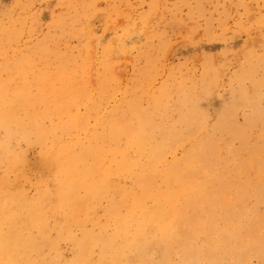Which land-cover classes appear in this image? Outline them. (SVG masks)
Instances as JSON below:
<instances>
[{"label": "rangeland", "instance_id": "1", "mask_svg": "<svg viewBox=\"0 0 264 264\" xmlns=\"http://www.w3.org/2000/svg\"><path fill=\"white\" fill-rule=\"evenodd\" d=\"M119 37L126 39L123 48L114 41ZM263 58L264 0H0V122L7 127L10 122L27 137L16 140V133L0 127L4 155L9 151L15 157L16 172L9 175L33 197L45 183L56 181L55 168L45 162L44 146L34 140L35 133H42L48 143L55 134L77 143L90 141L91 133H103L102 141V136L93 140L88 156L94 162V179L108 168L109 185L118 189L108 196L116 194L119 200L117 192L124 189L116 214L110 212L108 196L96 199L75 222L63 221L62 213H49L46 236L56 242L59 254L50 263L71 264L74 243L84 239L81 264H264V196L255 191L256 184H264ZM254 106H261V117L253 116ZM137 115L150 121L151 143L168 144L163 161L150 173L143 168L150 165L147 148L151 151L153 144L143 149L130 144L127 135L116 138L108 133L113 124L122 132L131 130ZM72 124L76 128L69 130ZM161 128L179 132L178 137L163 135ZM237 131L242 133L237 136ZM70 133L80 137L71 139ZM26 140H33L32 146ZM121 149L134 162L132 175L144 173L155 180L142 187L143 192L131 177L118 173ZM99 156L105 158L104 165ZM0 163V176H8ZM211 187L215 193L221 191L218 196L228 213L215 210ZM160 206L164 223L149 222ZM173 215L178 217L165 232V221ZM57 221L63 223L62 231ZM251 227L260 235L251 234ZM103 248L109 251L103 253Z\"/></svg>", "mask_w": 264, "mask_h": 264}, {"label": "bare ground", "instance_id": "2", "mask_svg": "<svg viewBox=\"0 0 264 264\" xmlns=\"http://www.w3.org/2000/svg\"><path fill=\"white\" fill-rule=\"evenodd\" d=\"M243 2V1H242ZM160 3V2H159ZM241 4V3H240ZM245 4V3H244ZM157 5V4H156ZM155 7V6H154ZM97 40H100L97 39ZM119 42V46L121 48H123L126 44V39L125 37H119V38H116V40L114 39V41H117ZM135 40V39H134ZM132 42V41H131ZM226 42V41H225ZM133 43V42H132ZM117 44V43H116ZM131 44V43H130ZM234 44V43H233ZM117 46V45H116ZM117 53V52H116ZM252 58H250L251 60ZM264 59V58H263ZM248 62V60H247ZM251 64V62H250ZM245 75H248V74H245ZM251 75V74H250ZM252 76V75H251ZM253 77V76H252ZM245 80L246 76L243 77ZM248 78V77H247ZM250 78V77H249ZM252 80V79H251ZM249 79V81H251ZM255 81V80H254ZM260 81V79H259ZM258 81V82H259ZM257 82V79L256 81ZM257 82V83H258ZM262 82V81H261ZM260 82V83H261ZM259 83V84H260ZM263 83V82H262ZM253 84V83H252ZM256 84V83H255ZM254 84V85H255ZM264 84H262V88ZM240 86V85H239ZM258 86V85H257ZM256 86V87H257ZM242 87V86H241ZM255 87V88H256ZM260 87V85H259ZM244 89H246L244 87ZM240 90L243 91V89L241 88ZM241 92V91H240ZM242 93V92H241ZM239 93V95L241 94ZM245 93H248L247 91ZM258 93V91H257ZM242 97L243 94H241ZM248 96V95H247ZM256 96V95H255ZM254 96V97H255ZM260 96V95H259ZM249 97V96H248ZM257 98H260V97H257ZM182 99V98H180ZM186 99V98H184ZM183 99V100H184ZM243 99V98H242ZM249 99H251L249 97ZM256 99V98H255ZM254 99V100H255ZM253 100V101H254ZM180 101V100H179ZM186 101V100H184ZM241 101V100H240ZM244 102L242 103H245V98L243 100ZM258 101V100H257ZM256 101V103H257ZM259 102V101H258ZM250 103V102H249ZM183 104V103H181ZM180 105V104H179ZM245 105V104H244ZM248 103H247V106L248 107ZM255 105V104H254ZM252 106V105H250ZM249 106V107H250ZM261 108V106H259ZM257 107V106H254L253 107V116L254 117H261L263 115V111H261V109ZM157 108V106H156ZM263 108V107H262ZM231 109V108H230ZM251 109V108H250ZM234 111V109H232ZM198 111V110H197ZM232 111V112H233ZM235 112V111H234ZM199 112H197L198 114ZM229 113V111H228ZM11 113L8 112V116L10 115ZM159 114H160V111H159ZM187 114V113H186ZM226 114V113H225ZM233 114V113H232ZM237 114V113H236ZM250 114V113H249ZM146 115V113H145ZM144 115V116H145ZM144 116L142 117L141 115H137V119H138V122H137V125L136 126H132L131 130L127 131V132H122L121 129L122 127L118 126V124H113V126L111 127V129L108 131L109 135L111 137H116V138H121L123 137V135H127L129 141H130V144H135L136 146H139L141 148H145V145L150 142L151 143V139H150V134H148V131L147 129L151 126L150 124V121L149 120H146V118L144 119ZM147 116H148V113H147ZM146 116V117H147ZM163 116V114H162ZM225 116V115H223ZM228 116V114H227ZM248 116V115H247ZM245 116V117H247ZM161 117V115H160ZM244 117V119H245ZM150 118V116H149ZM248 118V117H247ZM259 119V118H258ZM179 120V119H178ZM250 122L251 121H254L253 118H250L249 119ZM261 120V118L259 119ZM231 121V120H230ZM233 121H235V119H233ZM177 122V121H176ZM175 122V123H176ZM236 122V121H235ZM257 122V121H256ZM255 122V123H256ZM2 122H0L1 124ZM244 123H248V122H244ZM243 123V124H244ZM177 124V123H176ZM250 124V123H249ZM254 124V123H253ZM193 125V124H192ZM3 127L4 130H8V133L11 131V132H14L17 134V138L16 140L20 139L21 137L23 138H27L26 135H22L24 132L21 131L19 129V131H17L16 128L12 127L10 125V122H8V127L6 124H1L0 127ZM156 126V125H155ZM172 126V125H171ZM178 126V125H177ZM190 126V125H189ZM222 126V125H220ZM243 126V125H242ZM253 126V125H252ZM251 126V127H252ZM148 127V128H147ZM157 128L155 129H158V126H156ZM238 127V126H237ZM244 127V126H243ZM73 128H76V125L75 124H72L68 127L69 130L73 129ZM173 128H174V124H173ZM179 128V126H178ZM239 128V127H238ZM242 128V127H241ZM240 128V130H241ZM249 128V127H246V129ZM162 129V128H161ZM176 129V128H174ZM184 129V128H183ZM245 131H247L245 128H243ZM84 130H87L86 128ZM171 130H173L171 128ZM235 130V129H234ZM152 131V130H151ZM160 131V130H159ZM166 131V129H165ZM168 131V129H167ZM2 132V131H1ZM172 132V133H165L164 130L162 129L161 130V133L163 135H166L167 137H171V138H175V137H178V133L179 132ZM181 133V132H180ZM242 133V131H237V136H239L240 134ZM185 134V133H184ZM9 135V134H8ZM15 135V134H13ZM187 135V134H186ZM185 135V136H186ZM246 135V134H245ZM99 136H102V138L100 139L102 141V139L104 138V135L103 133H101L100 135L97 134V133H91L90 135V138L91 140L90 141H87V142H77V143H70V142H67L64 140L63 136L61 134H55L51 140L50 143L47 142V139L46 137L42 134V133H35L33 135L34 137V140L37 142V143H41L43 146H44V157H45V162L49 165H51L52 167L54 166L55 168V179L56 181L53 182L52 185L48 186L47 183H45L46 185H44L42 187L41 190L37 191L36 195L33 196V197H30L28 196L24 190L20 187H18L16 184V179L15 177H11V175H9L11 172L14 171V168L16 167V164H15V157L13 155H11L8 151V155H4V144L2 142H0V161L5 165V168L3 169H6L8 171V176H5V174L1 175L0 176V264H51V260H55L56 257H57V245H56V242H54L53 240H50L47 234V228H46V219L47 217L49 216V213H54L56 215V213H62L64 214V217H63V221H64V218L66 219H70L71 222L72 221H78V215L81 213V212H84V214L86 212H88L89 208L92 207V203L96 200V199H99L100 197H107L108 196V193L110 192V190H118L116 189V187L114 186H110L109 184L111 183L110 182V178L108 179V176L111 177L109 171H106L108 170L107 169H104L105 173L103 172V175L101 178H96L94 179V170H95V166H94V162H93V159L89 160L88 156H92L90 154L93 153V140L96 141L99 139ZM106 136H107V133H106ZM182 135H180L179 137H181ZM242 136V135H241ZM69 138H79L78 136H76L75 133H70L68 135ZM110 137V138H111ZM236 137V136H235ZM110 140L109 136L106 137V140L108 139ZM154 138V137H152ZM70 139V141H71ZM123 139V138H122ZM239 139V137H238ZM6 140V139H5ZM156 140V139H155ZM154 140V141H155ZM244 141V139H241ZM27 142L31 143L33 142V140H26ZM104 141V140H103ZM116 141V140H115ZM121 141V140H120ZM210 141V140H209ZM212 141V140H211ZM247 141V140H246ZM125 142V140H124ZM95 143V142H94ZM117 143V141H116ZM119 143V142H118ZM121 143V142H120ZM175 143V142H174ZM180 143V142H179ZM115 144V143H114ZM129 144V145H130ZM153 144L152 147H149V148H152L151 151L148 150L147 148V151H149L150 153L148 154L149 156V162H150V165L149 167H144L143 170L146 171L147 173H150L152 172V167L156 164V163H159V162H162L163 161V155H164V152L166 151L165 150V147L168 146V144H164V142H153L151 143ZM20 145V144H19ZM102 145V143H101ZM128 145V146H129ZM134 145V146H135ZM150 145V144H149ZM170 145V144H169ZM178 145V144H177ZM206 144H204V147H207L205 146ZM28 146V145H27ZM31 146H32V143H31ZM103 146V145H102ZM115 146H117L115 144ZM135 146V147H136ZM173 149V143L170 145ZM175 146V145H174ZM107 147V145H106ZM258 147V146H257ZM116 148V147H115ZM143 148V149H144ZM168 148V147H167ZM166 148V149H167ZM176 148V147H175ZM120 149V148H119ZM130 149V148H129ZM139 148H137L138 150ZM208 149V147H207ZM252 149V148H251ZM114 150V149H113ZM141 150V149H140ZM97 151V150H96ZM104 153L103 155L105 154V150H103ZM116 151V150H114ZM121 155H122V160L121 162L118 164V173L120 174V176H129V178L131 177V179H133L138 185L139 187L141 188V192L142 191V187L144 189H146V186L148 187L149 185L151 186L152 182L154 183L155 180L151 181V177L148 178L147 176L144 175V173H142V176L140 177V175L138 176H134L132 175V172L130 171V168H131V164L134 165V162L132 160L133 163H130L128 161V158L126 156V151L121 149V150H118ZM129 152V150H127ZM145 151V150H144ZM95 152V151H94ZM209 152V150L207 151V153ZM107 153V152H106ZM139 153V152H138ZM19 154V153H18ZM112 154V153H111ZM110 154V155H111ZM131 154V153H130ZM101 155V154H99ZM213 155V154H212ZM106 156V155H104ZM143 156V154L141 155ZM188 156L191 157V154L188 153ZM109 157V155L107 156ZM112 157V156H111ZM135 157V155L133 156ZM139 156H137V159ZM146 157H147V154H146ZM145 157V158H146ZM168 157V156H167ZM208 157V156H207ZM100 158V160L104 157H98ZM113 158V157H112ZM118 158V156H117ZM105 159V158H104ZM104 159H102L101 161H103ZM130 159V158H129ZM132 159V158H131ZM136 159L135 162H138ZM191 159V158H190ZM99 160V161H100ZM109 160V159H108ZM107 160V162H108ZM113 160H116L113 158ZM112 160V161H113ZM143 160V159H142ZM100 161V162H101ZM145 161V160H144ZM144 161H141V163H143ZM98 162V161H97ZM99 162V163H100ZM106 162V161H105ZM110 162V161H109ZM108 162V164H109ZM116 162V161H115ZM148 162V164H149ZM173 162V161H172ZM18 163V162H17ZM166 163V162H165ZM185 164V162H183ZM182 163V164H183ZM1 164V163H0ZM19 164V163H18ZM22 164V163H21ZM95 164H96V161H95ZM101 164V163H100ZM112 164V162H111ZM167 164V163H166ZM179 164V163H178ZM103 165H104V161H103ZM140 165V164H139ZM142 165V164H141ZM144 165V164H143ZM142 165V166H143ZM147 165V164H146ZM163 165V164H162ZM171 164H169L168 166L170 167ZM175 166V164H173ZM172 165V166H173ZM186 165V164H185ZM255 165V164H254ZM101 166V165H100ZM106 166V165H105ZM112 166V165H111ZM141 166V168H142ZM167 166V167H168ZM179 167V165H177ZM102 167V166H101ZM113 167V166H112ZM176 167V168H178ZM111 167L109 166V169ZM157 168V167H156ZM155 168V169H156ZM175 168V169H176ZM181 168V167H180ZM53 169V168H52ZM132 169V168H131ZM134 169V167H133ZM139 169V168H138ZM158 169V168H157ZM171 170L173 169L170 168ZM5 170V173L7 174V171ZM21 170V169H20ZM25 170V169H24ZM23 170V171H24ZM49 170V169H48ZM142 171V170H141ZM167 171V169H166ZM175 171V170H174ZM177 171V170H176ZM16 172V171H14ZM49 172V171H48ZM52 172V173H53ZM139 172V171H138ZM137 172V173H138ZM172 171H170L171 173ZM140 173V174H141ZM174 173V172H173ZM114 174V173H113ZM112 174V175H113ZM116 174V173H115ZM167 174V173H166ZM176 174V173H175ZM17 175V174H16ZM21 175V174H19ZM51 175V174H50ZM154 175V174H153ZM211 175V174H210ZM213 176L217 177V172H215L214 174H212ZM145 176V178H144ZM167 176V175H166ZM170 176H173V175H170ZM163 177V176H162ZM162 177H159L162 179ZM178 177V176H177ZM177 177H176V180H177ZM51 178V177H50ZM143 178V182L140 180ZM154 178V177H153ZM152 178V179H153ZM166 178V177H164ZM169 178V177H168ZM173 178V177H172ZM193 178V177H192ZM160 179V180H161ZM54 180V179H53ZM157 180V178H156ZM165 180V179H164ZM162 181L163 183H165V181ZM111 181H114V180H111ZM170 181V180H169ZM168 181V182H169ZM178 181V180H177ZM166 182H167V179H166ZM167 182V183H168ZM174 182H176L174 180ZM205 182V181H204ZM259 182V181H258ZM49 183V182H48ZM133 183V181H132ZM131 183V184H132ZM172 183V181H171ZM184 184V182H182ZM203 183V182H202ZM114 184V183H113ZM130 184V185H131ZM207 184V182H206ZM256 184V182L254 183ZM260 184H263L262 182H260ZM259 183L256 184V189L255 191L257 192L258 191V194L260 195L261 194V197L264 196V186L260 185ZM121 185V184H120ZM146 185V186H145ZM168 185V184H166ZM165 185V186H166ZM203 185V184H202ZM201 185V186H202ZM249 188V190L251 189V185L250 183L247 184ZM258 185L260 187H258ZM264 185V184H263ZM132 186V185H131ZM154 188L155 186L152 185ZM169 186V185H168ZM205 186V185H203ZM214 186V185H213ZM212 186V187H213ZM217 185H215L213 188H215ZM123 187V186H122ZM121 187V188H122ZM133 187V186H132ZM135 187V185H134ZM138 187V186H137ZM170 187L171 184H170ZM211 187V188H212ZM246 187V185H245ZM118 188V187H117ZM212 188V190H213ZM123 189V188H122ZM120 189V190H122ZM135 189V188H134ZM152 189V187H151ZM151 189H150V192H151ZM170 189H173L170 188ZM206 189V188H205ZM204 189V190H205ZM217 188H215L216 190ZM117 192L119 195H120V199L119 200H116L113 195H109L108 196V201L111 205V208H110V212L112 214H116V211L119 209V205L120 203L122 202L123 198H124V195L121 194V192ZM124 190V189H123ZM244 189H242L241 191H243ZM248 190V191H249ZM139 191V190H137ZM154 191V190H153ZM152 191V192H153ZM245 192L247 191L246 188L244 190ZM247 191V192H248ZM251 191V190H250ZM113 192V191H112ZM126 192V191H125ZM136 192V190H135ZM134 192V193H135ZM152 192H151V196H152ZM170 192V191H169ZM214 192V190H213ZM221 191L215 193L214 192V196H210L211 198L213 197V200H214V205H215V210L218 211L220 214L224 213L226 214V212L228 213V209H225V212L223 210V203L221 204V199L220 197L221 196H218ZM244 192V193H245ZM256 192L253 193L256 194ZM123 193V192H122ZM212 193V192H211ZM219 193V194H218ZM242 193V192H241ZM252 193V192H251ZM142 194V193H141ZM141 194H140V197H141ZM240 194V193H239ZM246 194V193H245ZM243 194V197L244 195ZM249 194V193H248ZM118 195V196H119ZM148 195V193H147ZM146 195V196H147ZM164 195V194H163ZM213 195V194H211ZM258 195V196H259ZM145 196V195H142V197ZM150 196V195H148ZM150 196V197H151ZM237 196V195H236ZM246 196V195H245ZM248 196V195H247ZM251 196V195H250ZM252 196H255V195H252ZM134 197V196H133ZM157 197V195H156ZM155 197V198H156ZM249 197V196H248ZM256 197V196H255ZM131 198V197H130ZM138 198V196H137ZM222 198V197H221ZM242 198V197H241ZM254 198V197H253ZM258 198V197H257ZM104 199V198H102ZM132 199V198H131ZM135 199V198H133ZM146 199V198H145ZM144 199V200H145ZM151 199V198H150ZM205 199V198H204ZM232 199V198H231ZM235 199H238V198H235ZM100 200V199H99ZM162 200V199H161ZM210 201L209 202H212L211 199H209ZM222 200H224L222 198ZM106 201V199H105ZM131 201V200H130ZM231 201V200H230ZM230 201H227V202H230ZM261 201V200H259ZM264 201V200H263ZM261 201V202H263ZM107 202V201H106ZM146 202V200H145ZM241 202L242 200H240V203L239 205H241ZM103 203V202H102ZM108 203V204H109ZM132 203V202H130ZM144 203V202H143ZM233 203V202H232ZM142 203H140L141 205ZM159 204V203H158ZM106 205V204H105ZM137 205V204H136ZM222 205V206H221ZM228 205H231L230 203H228ZM245 204H243V206H245ZM138 206V205H137ZM242 206V205H241ZM106 207V206H105ZM166 207V206H165ZM225 207V206H224ZM230 207V206H228ZM142 208V207H141ZM180 208V207H179ZM137 209V208H136ZM135 209V210H136ZM213 209V208H212ZM240 209V208H239ZM243 209V207H242ZM123 210V208H122ZM162 210H163V207L160 206L158 208V210L156 211H152V217L151 219L149 220L152 221V222H156V221H161L162 223H164L163 221V214H162ZM230 210V209H229ZM119 211V210H118ZM144 211V210H143ZM143 211H142V214H143ZM171 211V210H169ZM240 214L239 215H242L241 214V209L239 210ZM243 211V210H242ZM248 212V209L246 208L245 206V211L244 212ZM137 212V211H135ZM231 212V211H230ZM170 213V212H169ZM139 214V213H138ZM141 214V215H142ZM145 214V213H144ZM246 214V213H245ZM135 215V214H134ZM133 215V216H134ZM227 215H231V214H227ZM233 215V214H232ZM138 217V215H136ZM143 216V215H142ZM226 216V215H225ZM228 216V217H229ZM91 217V216H90ZM131 217V216H130ZM178 216L176 215H173L172 218L168 221H165L167 223V226L165 228H163V230L165 232H167L169 230V228H172L173 226V223H174V218H176ZM224 217V216H223ZM118 218V216H117ZM116 218V219H117ZM132 218V217H131ZM134 218V217H133ZM144 218V217H143ZM227 218V217H226ZM233 218V217H231ZM231 218H228V219H231ZM235 218V217H234ZM237 218L239 219L240 216ZM264 218V217H263ZM103 219V218H102ZM120 219V218H119ZM140 219V217H139ZM109 220V219H108ZM122 220V219H121ZM120 220V221H121ZM136 220V219H135ZM208 220V219H207ZM214 220V219H213ZM232 220V219H231ZM263 220V219H261ZM112 221V219H111ZM117 221V220H116ZM148 221V220H147ZM244 223H245V219L243 220ZM242 221V222H243ZM264 221V220H263ZM144 222V221H143ZM208 222V221H207ZM210 222V221H209ZM214 222V221H213ZM230 222V221H229ZM241 222V223H242ZM58 224H60L61 222L57 221ZM109 223V221H108ZM111 223V222H110ZM109 223V224H110ZM240 223V224H241ZM115 224V223H114ZM123 224V223H122ZM138 224V223H137ZM146 225V221L144 223ZM142 223V225H144ZM247 224V223H245ZM244 224V225H245ZM100 225V224H99ZM111 225V224H110ZM116 225V224H115ZM118 225V224H117ZM116 225V226H117ZM141 225V223H140ZM152 225H156L155 223H152ZM61 231L62 229L64 228V225L63 223H61V225H59ZM106 226V224L104 225ZM103 226V227H104ZM114 226V225H113ZM119 226V225H118ZM236 226V224H235ZM257 226V225H256ZM256 226L254 228H256ZM82 227V226H81ZM97 227V226H96ZM120 227V226H119ZM124 227V226H123ZM122 227V228H123ZM147 227L148 228V223H147V226H144V228ZM157 227V226H156ZM233 227V226H232ZM244 227V226H243ZM242 227V228H243ZM71 228V227H70ZM85 228V227H84ZM106 228V227H105ZM104 228V229H105ZM113 228V227H112ZM133 228V226H132ZM144 228H141V229H144ZM155 228V227H154ZM234 228V227H233ZM253 227H251L252 229ZM59 229V230H60ZM83 229V228H82ZM81 229V230H82ZM98 229V228H97ZM102 229V228H101ZM103 229V230H104ZM110 229V227H109ZM117 229V228H116ZM121 229V228H120ZM139 229V228H138ZM140 229V230H141ZM244 229V228H243ZM248 229V227H247ZM250 229V228H249ZM68 230V229H67ZM111 230V229H110ZM135 230V229H134ZM133 230V231H134ZM65 231V230H64ZM72 231V229H71ZM99 231V230H98ZM118 231V230H117ZM131 231V230H130ZM132 231V232H133ZM142 231V230H141ZM144 231V230H143ZM157 231V230H156ZM245 231V230H244ZM242 231V233L244 232ZM247 231V230H246ZM245 231V232H246ZM254 231V232H253ZM101 232V231H100ZM241 233V231H239ZM258 232V229L254 230L252 229V233L251 234H255ZM55 233V232H54ZM69 233V232H68ZM67 233V234H68ZM85 233V232H84ZM84 233L82 235H84ZM115 233V232H113ZM140 233V232H139ZM248 233V232H246ZM260 233V232H259ZM257 233V235L259 234ZM103 234V233H101ZM116 234V233H115ZM121 234V232H120ZM245 234V233H244ZM243 234V236H244ZM249 234V233H248ZM63 235V234H61ZM94 235V234H93ZM260 235V234H259ZM46 236V237H45ZM74 236V235H72ZM97 236H100V235H97ZM108 236V235H107ZM247 236V235H246ZM250 236V235H249ZM256 236V235H254ZM55 237V236H54ZM76 237V236H74ZM86 238V233H85V236ZM88 237L90 238V236L88 235ZM128 237V236H127ZM261 237V236H260ZM52 238V237H51ZM58 238V237H57ZM56 238V239H57ZM62 238V237H61ZM99 237H97L98 239ZM126 238V237H125ZM246 238V237H245ZM250 238V237H249ZM248 238V239H249ZM251 238H252V235H251ZM250 238V239H251ZM255 238V237H253ZM262 238V237H261ZM64 239V238H63ZM70 239H73L70 238ZM68 239V240H70ZM96 239V240H97ZM101 239V237H100ZM98 239V240H100ZM127 239V238H126ZM142 239V238H141ZM260 239V238H259ZM257 239V240H259ZM55 240V239H54ZM75 240V239H74ZM74 240H71L72 243L74 242ZM81 240V239H80ZM80 240H77L76 243H74L75 245V248H74V255L70 261L71 264H75V263H78L80 261L79 264H81V261H82V252H85V249L87 248H83V242H84V239H82L83 241H80ZM247 240V239H246ZM263 240V239H262ZM57 241V240H56ZM63 241H66V237ZM90 241V239H89ZM176 241V240H175ZM105 242V241H104ZM123 242V241H121ZM256 242V241H255ZM260 242H261V239H260ZM258 242V243H260ZM97 243V242H96ZM118 243V242H117ZM179 243V242H178ZM258 243L256 245H258ZM62 244V242H61ZM60 244V245H61ZM99 243H97V246H98ZM105 244H109V241L106 240ZM112 244V243H111ZM47 245V248H45ZM59 245V244H58ZM95 245V244H94ZM105 245V246H106ZM112 245H115V244H112ZM133 245V244H131ZM242 245V243L240 244ZM261 246V243L259 244ZM93 246V244H92ZM95 246V248L97 247ZM130 246V245H129ZM171 246V245H170ZM237 246V244H236ZM62 247V246H61ZM102 247V246H101ZM100 247V248H101ZM244 247V245H243ZM99 248V247H98ZM106 248V247H105ZM118 248V247H116ZM258 248V247H257ZM60 249V247H59ZM58 249V250H59ZM108 249V248H107ZM109 249H110V246H109ZM136 249V248H135ZM242 249V248H241ZM244 249V248H243ZM54 250L55 253L53 254L51 251ZM100 250V249H99ZM104 250V248L102 249V251ZM114 250V248H113ZM164 250V249H163ZM182 250V249H181ZM62 251V250H61ZM93 251H94V248H93ZM101 251V252H102ZM109 251V250H107ZM106 251V252H107ZM100 252V251H99ZM98 252V253H99ZM103 251V253H106ZM172 252V251H171ZM170 252V253H171ZM61 253V252H60ZM97 254V252H94ZM93 253V254H94ZM169 253V254H170ZM101 254V253H99ZM120 254V253H119ZM184 254V253H183ZM59 255V254H58ZM85 255H87V253H85ZM182 255V253H181ZM93 259V258H92ZM106 259V258H105ZM84 260V258H83ZM130 261V260H129ZM57 262V261H56ZM90 262V260L87 261V263ZM134 263V261H133ZM98 264H101L99 261H98ZM124 264V263H123ZM240 264H243L242 262Z\"/></svg>", "mask_w": 264, "mask_h": 264}]
</instances>
